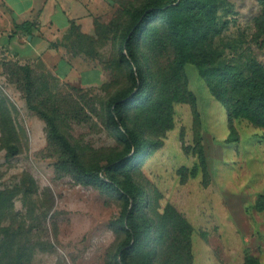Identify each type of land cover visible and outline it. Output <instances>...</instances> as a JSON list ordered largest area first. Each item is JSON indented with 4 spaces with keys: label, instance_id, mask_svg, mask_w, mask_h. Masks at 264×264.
Segmentation results:
<instances>
[{
    "label": "rangeland",
    "instance_id": "obj_1",
    "mask_svg": "<svg viewBox=\"0 0 264 264\" xmlns=\"http://www.w3.org/2000/svg\"><path fill=\"white\" fill-rule=\"evenodd\" d=\"M97 1L93 32L75 22L68 40L74 55L99 70L98 80L75 82L37 68L29 86L12 66L0 75V244L21 264H116L131 241L122 222L134 200L130 194L127 203L125 190L141 200L133 223L142 244L133 264H242L249 255L264 264V209L257 206L264 125L242 118L232 131L228 108L195 65L175 76L176 51L160 18L134 45L147 95L127 104L124 119L143 147L133 166L115 172L121 191L86 182L50 136L41 111L104 176L129 152L109 106L132 85L122 43L150 0ZM262 10L259 0L221 3V32L210 44L218 63L246 73L253 62L264 66Z\"/></svg>",
    "mask_w": 264,
    "mask_h": 264
},
{
    "label": "trees",
    "instance_id": "obj_2",
    "mask_svg": "<svg viewBox=\"0 0 264 264\" xmlns=\"http://www.w3.org/2000/svg\"><path fill=\"white\" fill-rule=\"evenodd\" d=\"M224 0H150L145 6L134 14L131 30L126 34L123 43L122 56L130 65L132 85L123 93L115 97L109 106V115L114 127L125 140L129 147L128 154L120 157L108 165V175H102L96 168H89L80 159L76 148L63 135L55 119L45 111L41 116L47 121L50 136L58 141L69 153L70 162L79 176L86 182L99 185L104 189L119 190L121 183L114 176L115 172L133 166L141 156L142 143L136 132L129 129L124 119V111L127 104L143 103L147 95V85L140 62L137 58L134 45L138 35L145 30L156 18H160L168 29L169 37L176 51L175 76L180 73L187 64L196 66L200 76L205 78L207 86L215 98L228 108V120L231 130L234 131L233 122L237 119L264 125V66L258 62L251 63L248 72L241 70L232 64H220L215 60L211 43L221 32L218 16L221 3ZM263 6L262 14L257 21L264 24V0H259ZM33 24L30 22L17 25L18 30L32 34ZM73 29V26H72ZM125 50V52H124ZM13 67L16 73H21L23 79L32 85L36 69L30 65H21L16 62H5L3 72L9 73L8 67ZM237 138H229L228 141H236ZM204 161V156L202 155ZM127 203L130 204V194L134 202L130 208L128 221L122 222L130 235V242L120 248L116 264H133L130 256L136 253L142 244V234L137 223H133L135 212L141 206L140 195L123 191ZM257 206L264 209V194L258 198ZM184 226L189 223L180 217ZM189 235V234H188ZM189 238V236H188ZM7 245L0 244V264H21V257L9 256ZM152 253H149L151 259ZM242 264H261L259 260L249 255Z\"/></svg>",
    "mask_w": 264,
    "mask_h": 264
},
{
    "label": "crops",
    "instance_id": "obj_3",
    "mask_svg": "<svg viewBox=\"0 0 264 264\" xmlns=\"http://www.w3.org/2000/svg\"><path fill=\"white\" fill-rule=\"evenodd\" d=\"M97 0H0V75L5 62L30 65L61 79L95 82L99 70L74 55L68 36L75 22L93 32ZM30 22L32 34L17 25Z\"/></svg>",
    "mask_w": 264,
    "mask_h": 264
}]
</instances>
